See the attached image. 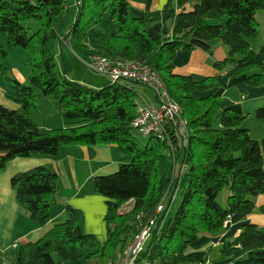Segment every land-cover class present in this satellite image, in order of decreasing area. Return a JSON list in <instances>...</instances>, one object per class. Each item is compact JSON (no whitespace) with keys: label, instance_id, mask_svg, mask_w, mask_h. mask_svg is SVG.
I'll return each mask as SVG.
<instances>
[{"label":"trees","instance_id":"1","mask_svg":"<svg viewBox=\"0 0 264 264\" xmlns=\"http://www.w3.org/2000/svg\"><path fill=\"white\" fill-rule=\"evenodd\" d=\"M178 2L179 11L169 7L171 31L156 40L149 34L153 19L135 14L128 0H77L76 21L66 34L59 28L68 12L66 0H0V30L8 39V46L0 43V85L20 105L10 109L0 103V171L14 158L55 156L66 145L116 144L123 159L117 172L95 178V190L107 198L104 243L85 231L82 211L68 206L64 222L43 239L20 245L9 264H88L96 256L107 264L139 232L137 216L143 214L146 223L173 194L142 258L158 264L230 259L264 264V227L253 222L242 224L240 234L224 238L218 248L189 249L201 236L222 232L231 216L252 214L256 198L264 195V136L254 139L244 127L249 116L264 119V107L251 114L224 109L217 92L224 70L233 78L246 75L249 85L264 84V45L255 49L250 41L258 34L264 0ZM25 21H34L36 30L30 33L35 26ZM216 38L229 48L228 57L216 63L219 74L196 79L176 71L179 50H208ZM63 40L84 61L101 54L148 64L180 108L186 128L171 132L170 142L150 136L140 147L132 135L139 100L130 84L135 81L99 89L69 79L56 61L54 45ZM13 49L28 53L27 82L9 74ZM37 90L53 99L64 127L44 129L33 121ZM174 163L181 170H174ZM12 184L31 217L46 223L56 206L58 174L37 166L13 176ZM227 188L222 205L218 198ZM130 201L132 208L122 212ZM259 210L264 212V205Z\"/></svg>","mask_w":264,"mask_h":264},{"label":"crops","instance_id":"2","mask_svg":"<svg viewBox=\"0 0 264 264\" xmlns=\"http://www.w3.org/2000/svg\"><path fill=\"white\" fill-rule=\"evenodd\" d=\"M128 1L135 14L153 19L149 34L156 40H161L172 29L169 7L172 6L176 11L180 10L178 0ZM194 5L193 2L189 7ZM257 20L259 22V34L250 39L255 49H259L264 45V9L257 13ZM63 45L68 46L73 51L67 41L63 40V42H56L54 45L57 55L59 52L62 55L64 54ZM228 54L229 48L220 39L216 38L209 43L208 50L202 48L179 50L174 64L177 72L190 75L196 79H203L219 74L216 63L224 61ZM11 67L15 77L20 82H27L29 68L26 73H23L18 67L12 65ZM66 69L65 74L67 75L68 69L71 70V65L69 64V67L66 65ZM220 74L222 86L217 92L223 97L222 107L224 109L230 107L251 114L264 107V84L249 85L246 83V75L233 78L227 70L220 72ZM77 81L93 88L100 87V85L96 86L93 83L89 84L85 79H78ZM6 93L4 87L0 86V103L10 109H19L20 105H15L17 102L11 103V100H9L11 98ZM33 114L31 117L40 128L54 129L65 126V120L59 111L56 112L53 118L49 117L46 122H41V119L36 120ZM244 127L249 130L254 139H261L264 136V119L249 116L244 122ZM122 163V152L116 144L66 145L55 156L33 155L31 157H17L8 161L6 168L0 171L1 264H9L18 254L20 245L43 239L57 224L64 222L67 218L66 208L68 206L82 211L85 231L96 235L98 240L104 243L107 240L108 229L106 221L107 198L95 190V178L117 172ZM37 166H46L56 172L60 181V189L56 195V206L53 208L50 218L44 224L31 217L19 203L16 190L12 184L13 176ZM174 170H181V166L174 163ZM224 191V200L227 204L230 190L227 188ZM128 205L133 206V202L130 201L123 205L121 211L130 210L132 207L126 209ZM263 205L264 195H260L256 198L257 209L252 214H235L231 216L222 232L214 235H204L201 242L218 248L224 238L238 236L242 224L246 222H253L264 227V212L259 210ZM91 262L92 264H106L104 260L93 258L90 259ZM220 263L236 264L233 259Z\"/></svg>","mask_w":264,"mask_h":264},{"label":"built area","instance_id":"3","mask_svg":"<svg viewBox=\"0 0 264 264\" xmlns=\"http://www.w3.org/2000/svg\"><path fill=\"white\" fill-rule=\"evenodd\" d=\"M82 61L89 69L110 78L113 83L131 80L147 85L155 91L156 104H150L141 96L137 101V116L133 126L145 136H156L170 142L171 132L174 131L177 134L179 129L186 128L187 122L182 118L180 108L148 64L135 60L112 59L101 54L92 55L90 60ZM175 196V194L165 196L146 223L143 220V214L137 216L140 224L139 232L117 252L108 264H158L157 260L142 257L152 232L157 227L159 215L164 213L170 203H173Z\"/></svg>","mask_w":264,"mask_h":264},{"label":"rangeland","instance_id":"4","mask_svg":"<svg viewBox=\"0 0 264 264\" xmlns=\"http://www.w3.org/2000/svg\"><path fill=\"white\" fill-rule=\"evenodd\" d=\"M66 2L68 6V12H67L66 17L62 20L59 26L63 34H66L71 29V27L76 21V10H77L76 0H66ZM24 25H26L27 27L35 26V22L25 21ZM35 30H36V26L34 27V30L30 31V33L34 32ZM258 34H259V30H258ZM0 43L8 46L7 36L1 30H0ZM62 48H63L64 54L62 55L61 52H59L58 55L56 54V61H57L59 68L63 72V74H65L67 70L66 65L68 67H69V64L71 65V70L68 69L67 75H66L69 79L74 80V81H77L78 79H83V80L85 79L89 84L93 83V85H96V86L100 85V87H98L99 89L105 85L113 83L110 78L103 76L102 74L96 73L95 71L89 69L83 63L81 58L77 56V54L74 53L68 46L63 45ZM8 61L11 63L13 67H18L19 69H21L23 73L24 72L26 73V71L29 68L28 53L22 49L10 50L8 54ZM9 74L15 77L14 72L12 70L10 71ZM130 84L138 92L139 97L140 96L144 97L146 100L149 101L150 104H156V93L152 88L148 87L147 85L136 83V82H130ZM36 93H37L38 108L35 109L33 116L36 118V120L41 119V122H46L49 117L53 118V116L56 115V112H58V108L56 107L52 98L42 95L40 91L38 90L36 91ZM9 100H11V103L16 102V101H13V99H9ZM15 105H18V103H15ZM183 119L185 120V118ZM218 123H219V116L216 119V124ZM132 135L140 147H145L150 139L149 136H145L142 132H140L138 129H135V128L132 130ZM179 163H180V160H179ZM224 192H222L218 198L219 202L222 205H226L225 200H224ZM177 204L178 202H176L175 207L177 206ZM131 207H132L131 205H128L126 206V209H130ZM139 215L141 216L142 214H139ZM197 241L190 245L189 249L191 251H201L208 247V244H204V242H201L203 241L202 236ZM93 259L104 260L103 257L101 256H96ZM92 262L90 263V260H89L88 264H92ZM212 264H216V263H212ZM217 264H221V263H217Z\"/></svg>","mask_w":264,"mask_h":264}]
</instances>
